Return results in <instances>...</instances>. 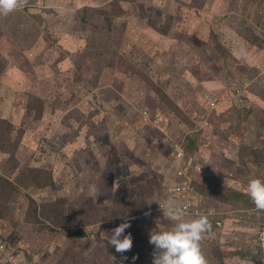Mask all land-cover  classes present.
I'll list each match as a JSON object with an SVG mask.
<instances>
[{
	"label": "rangeland",
	"instance_id": "374dc122",
	"mask_svg": "<svg viewBox=\"0 0 264 264\" xmlns=\"http://www.w3.org/2000/svg\"><path fill=\"white\" fill-rule=\"evenodd\" d=\"M230 2L19 0L0 14V94L3 85L9 92L0 95V181L12 179L37 202L30 209L27 195L0 200L9 245L0 243L1 252L22 251V263L45 256L43 263L119 264L118 257L127 264L135 256L152 264L148 233L165 221L162 181L174 183L180 163L191 186L178 182L169 192L185 209L200 211L195 199L206 200L198 180L249 199L239 203L236 191L201 205L202 214L212 210L200 241L207 263L225 264L230 255L233 264H264V213L246 192L250 178L264 179V0H237L231 12ZM122 26L119 41L114 29ZM83 41L94 47L83 67L97 71L87 80L73 62ZM132 45L141 53H129ZM117 58L130 79L119 89L122 104L109 89ZM103 119L112 130L100 132ZM25 170L44 173L33 183ZM138 211L145 247L129 226L133 256L117 252L108 233ZM23 233L35 240L32 251H24Z\"/></svg>",
	"mask_w": 264,
	"mask_h": 264
},
{
	"label": "clouds",
	"instance_id": "9594fccd",
	"mask_svg": "<svg viewBox=\"0 0 264 264\" xmlns=\"http://www.w3.org/2000/svg\"><path fill=\"white\" fill-rule=\"evenodd\" d=\"M18 5L19 0H0V14H7ZM180 156L183 154L179 153ZM173 178L186 191L191 186L180 163L174 170ZM95 191V186L90 185V194H94ZM246 192L255 207L264 210V179L250 178L246 185ZM157 202L163 217L170 223L166 227H160L157 223L154 229L149 230L148 240L154 246L152 264H207L200 241L202 235L211 229L208 215L212 210L209 209L208 213L202 214L201 211L191 208V212L198 215L186 216L184 205L173 196H168ZM219 223L217 224L221 226L222 223L221 225ZM128 227L129 222L124 220L111 229L110 234L108 233L107 244L114 246L117 252H124L132 246L131 233H125V229ZM5 256L10 261L14 259V255L6 254ZM132 259L135 260L136 257L133 256Z\"/></svg>",
	"mask_w": 264,
	"mask_h": 264
},
{
	"label": "trees",
	"instance_id": "16d2710c",
	"mask_svg": "<svg viewBox=\"0 0 264 264\" xmlns=\"http://www.w3.org/2000/svg\"><path fill=\"white\" fill-rule=\"evenodd\" d=\"M236 1L237 0H231L230 7H229V10L228 11L231 12L234 9L237 8V7L234 6V4H235ZM218 11H220V9H218ZM116 26H117V24H116ZM122 30H125V27L124 26L119 27V28L117 27V31H116V28L114 29V33L118 35V40L119 41L121 39L120 38V33H121ZM133 45H132V47L130 46L131 48H127L129 50V53H135V54L136 53H141L142 49L140 47H138L139 45H136L135 48H134ZM76 47H77V49H75V50L78 51V53H77V60H74L73 62L74 63H78V67H79V71L80 72H83L84 69L86 70V71L83 72V74H85L86 80H87L88 79V77H87V72L88 71H90L92 73H94V72L96 73L97 72L96 70L93 69L92 65H90V64H87L85 68L83 67V63H88L89 60H92V57H94V52H93L94 51L93 50L94 47L92 45H90V41H83V43L81 44L79 50H78V46H76ZM117 59H118V62L115 65H113L112 67L108 68L109 71L112 70V69L115 70V75H114L115 76V79H114V83L113 84L116 85L115 86L116 88H114L113 86H111V88H109V89L110 90L112 89V93H113L114 97L118 100L119 103L122 104V103H127V100L124 99V97L122 96V94L119 92V89L122 90L123 87L129 82L130 79L126 80L124 78L125 76H127V72H126L127 70L124 69V65L121 64V62L119 61V58H117ZM110 75H113V74H110ZM116 76L117 77H123L122 78V81H119L118 78L116 79ZM130 83H133V81L131 80ZM88 85L89 84H86L85 83V89L87 88ZM1 88H2V91H3L2 93H9L8 92V89L6 88L5 85H3ZM88 88H89V86H88ZM88 88L86 90H84V91L88 92ZM127 91L132 96V91L129 88H127ZM143 92L144 91L142 90V93ZM10 98H11V102L12 101H18L19 95L17 97H15L14 95H10ZM243 111H245L244 112V115L251 114V112H252V110L251 109H248L246 106H245V109H243ZM119 113H120V111H118V114ZM97 127L99 128V130H101L100 132H104L106 130H112L111 127H110V125L105 122V119H103L100 123H98ZM70 132H74V130H70ZM101 134H105V133H101ZM247 145H248L249 149H251L253 147V145H249V144H247ZM182 146L185 149H188L190 147V141L188 143H183ZM254 149L255 148H253V150ZM21 167H23V165H21ZM177 167H178V163L176 165L172 166V168L174 170ZM12 170H15V169H12ZM25 171L27 172L28 177L31 179V182H33V183L37 181L36 180V177L37 176H41L44 173V172L37 171V170H31V171L25 170ZM172 179L174 180V183H170V182L167 183V180H163L162 181V186L165 187V191H164V188L162 190L163 191L162 192V196L165 197V198L168 197V196H173L174 198L178 197L177 195L170 194V192H169V189L172 188V187H174L177 184L176 179L175 178H172ZM11 181H12V179H10V181H9L6 178H4V181H2V182L0 181V186H2L4 188L3 189L4 192H2V193L0 192V200L3 203H6L5 201L12 203V201L14 200V197H18V195H27L29 197V199L31 200L30 201V209H35L36 206H37L36 200L32 196H30L29 194H27L26 192L21 191L18 188V183L17 182L14 183V182H11ZM198 183L202 186V188H199ZM196 188L199 189L204 194V199H206L209 202L215 199L216 194H218L220 196H222V195H228L225 192H222L221 194H219V192H217V193L216 192H213V185H211V184L210 185H204V184L200 183L199 180L197 182ZM236 191H237L239 203H241V204L246 203V205H247L249 199L246 200V195L242 191H240V190H237L235 188H233L231 190H228V193H229L228 196H232V194L234 192H236ZM206 200L197 202V198L195 199L196 203L199 204V206L202 205L201 202L202 203L203 202L206 203ZM10 203H9V205H10L9 212L10 211L12 212L16 208L14 207V204H10ZM155 206H156V204H153L149 210H151ZM253 208H255V207H253ZM149 210H147L146 212H149ZM186 210L191 211L190 208L189 209H185V211ZM155 212H159V211H155ZM260 212L263 214L264 213V210H260ZM140 214H143V213L140 212V211H138V212H136V214L133 215L132 213L130 214V212H129V216H127L125 219L129 222V226L131 227L132 230L135 231L134 228H135V226H137L138 232H139V234H138V236H139V243L143 247H145V245H146L145 236L142 235L143 232H142L141 228L137 225V219H134V217H136V216H141ZM159 215H161L163 217L162 211L159 212ZM78 217L79 216H72L71 219H77ZM164 220H165L164 222L163 221H159L158 222L159 223L158 225L160 227H161V223H164V227L167 226L166 225L167 219L164 218ZM215 226H218V224L217 223H214V227ZM39 229H40L41 232H45V227H40ZM125 233H130V232L129 231H125ZM131 236H132V246H133L134 240L136 238L135 232L134 233H131ZM246 236L248 237V225H246ZM23 239L26 240V241H28V246H29L28 249H25L24 251H27V252L32 251L34 249V247L36 246L35 240L30 235H28L27 233H23ZM6 240H7V238L5 236H3L2 233H1L0 234V243H5ZM6 246L8 247L9 245L6 244ZM132 246H131L130 250L128 249V252L133 256V254H132ZM5 255L6 254H4V252H1L0 251V262L1 261H4V264H62V261L61 260L63 259V258H60V257H53V259H52V261L50 263H43L44 262L43 260H44V257L45 256L43 257V259L42 258L32 257V258H30V260L28 262H23L22 263V260H21L22 251L19 252V253H17V254H15L14 255V259L12 261H10ZM116 258H117L118 263L119 264H122L119 261L120 258H118V257H116ZM125 260H126L127 264H143V262L136 261V260H135L134 263H132L133 259H125ZM230 260L231 259H230V255H229V259L227 260V262L225 264H233V263L230 262ZM207 264H212V263H207Z\"/></svg>",
	"mask_w": 264,
	"mask_h": 264
},
{
	"label": "crops",
	"instance_id": "0c3cea01",
	"mask_svg": "<svg viewBox=\"0 0 264 264\" xmlns=\"http://www.w3.org/2000/svg\"><path fill=\"white\" fill-rule=\"evenodd\" d=\"M201 204L203 205V204H206V203H204V202L202 203V202H201ZM200 211L202 212L201 206H200Z\"/></svg>",
	"mask_w": 264,
	"mask_h": 264
},
{
	"label": "built area",
	"instance_id": "2783aa9c",
	"mask_svg": "<svg viewBox=\"0 0 264 264\" xmlns=\"http://www.w3.org/2000/svg\"><path fill=\"white\" fill-rule=\"evenodd\" d=\"M221 225V223H219Z\"/></svg>",
	"mask_w": 264,
	"mask_h": 264
},
{
	"label": "bare ground",
	"instance_id": "6f19581e",
	"mask_svg": "<svg viewBox=\"0 0 264 264\" xmlns=\"http://www.w3.org/2000/svg\"><path fill=\"white\" fill-rule=\"evenodd\" d=\"M180 151H181V150H180ZM180 151H179V152H180Z\"/></svg>",
	"mask_w": 264,
	"mask_h": 264
}]
</instances>
